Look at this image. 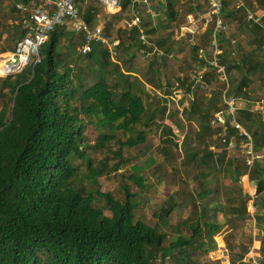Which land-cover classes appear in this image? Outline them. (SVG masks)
Segmentation results:
<instances>
[{"label":"trees","instance_id":"obj_1","mask_svg":"<svg viewBox=\"0 0 264 264\" xmlns=\"http://www.w3.org/2000/svg\"><path fill=\"white\" fill-rule=\"evenodd\" d=\"M42 1H11L4 14L12 19L20 16L22 21L9 23L14 24L13 32H5L1 51L13 52L25 33L26 13L16 5ZM182 2L187 3L189 10L183 25L178 21ZM133 5L141 18L139 25L131 22ZM119 7L117 12L103 15L102 28L106 36L118 40L116 59L112 58L107 45L97 42L92 43L90 52L82 54L77 47L83 42V36L66 25H56L39 49L38 62L17 73L0 76V264H167L171 258L174 264H204L199 256H208L217 249L214 235L229 221L233 223L225 217L223 220L209 218V205L215 210L220 208L212 200L220 193L218 184L213 187L210 183L222 180L216 174L227 175L232 182L247 174L254 183L253 217L260 232L258 251L261 255L257 259L263 264L264 100L261 108H255L258 99L253 92L257 82L264 86V64L260 59V55H264V13L256 22L248 19L247 14L264 10V0H222L221 19L234 25L236 32L247 39L244 49L240 45L235 47L237 39L231 40L226 31L218 34L220 52L217 57L224 64L226 80L208 64L215 52L211 42L215 19L211 17L202 27L208 10L207 0L139 3L120 0ZM95 14L93 4L82 12L89 25L93 24ZM188 14L193 15L197 24L193 31L184 28ZM121 18L126 19L124 24L114 28ZM5 28L2 27L3 31ZM142 32L146 42L140 38ZM62 47L66 48L63 54ZM71 52L80 59L85 58L86 63L75 69L70 64L60 69L63 62L71 58ZM136 55L144 58V80L135 74L133 59ZM121 57L122 64L119 63ZM176 59L182 66L175 65ZM84 68L94 74L93 82L82 73ZM198 70L202 73L201 81L197 80ZM232 70L238 75L232 74ZM213 79L220 81L223 99L219 98L220 91L211 90L212 94H208ZM156 86L166 89L168 94L153 92ZM177 94L183 96L181 114L198 123L201 147L185 152V159L180 162L184 169L193 170L191 176L189 173L186 176L197 179L192 193L197 211L184 217V229L180 226L176 234H171L167 229L174 224L169 225L167 219L172 203L161 209V222L149 225L135 218L133 198L136 194L131 193L127 185L122 186L125 195L122 202L111 193L94 188L97 177L106 173L105 162L94 165L89 149L107 146L106 142L115 134L100 131L93 144L88 140L86 127L90 123L106 130L131 133L124 141L118 139L119 148L114 154L119 156L123 147L136 146L147 137L156 112L155 106L147 111L150 101L157 99L156 102L163 103L162 97L169 95L174 99ZM228 100L235 102L233 113L229 111ZM177 109L174 110L178 112ZM219 111L225 122H215V125L212 119ZM232 116L252 138L256 157L249 166L244 161L245 151L241 146L245 138L230 123ZM165 131L163 140L168 145L164 152L168 156L170 146L175 144V132L169 125ZM208 135L222 148L204 142ZM231 138L235 147L239 146V154L235 156L227 154ZM183 143L185 146V138ZM115 166L117 170L119 166ZM83 167L86 171L80 174ZM211 175L213 177L207 179ZM129 177L143 185L144 178L133 173ZM84 179L90 187H85ZM199 183L205 186L198 189ZM239 193L243 194L241 205L230 208L236 213L234 218L248 214L249 195ZM97 199L105 201V209L94 204ZM241 248L232 263L256 264V261L243 260L248 247L241 245Z\"/></svg>","mask_w":264,"mask_h":264},{"label":"rangeland","instance_id":"obj_2","mask_svg":"<svg viewBox=\"0 0 264 264\" xmlns=\"http://www.w3.org/2000/svg\"><path fill=\"white\" fill-rule=\"evenodd\" d=\"M11 1L12 0H0V31H3L2 27L4 28V26H6L5 31H3L4 33H2L0 37V47L5 41V32L9 30L12 31V28L14 27V24L10 25L9 23L12 21L15 23L22 21L19 18L20 16H13L12 19L8 14H4L6 9L11 5ZM85 3L84 6H82L83 11L85 9L83 7L89 4V2L86 3V5ZM181 4L178 21L179 24L182 23L183 25L185 13H187L189 10L187 9V3L182 2ZM117 8L118 6L116 9ZM108 9L110 11H116V9ZM196 25L197 24L193 25V23H190V25L188 24V26L193 30L196 28ZM204 25L205 22L203 23L202 27H204ZM224 31L227 32V36H229L231 40L233 38L237 39L235 41L237 44L235 47L240 45L244 49L247 48L245 46L247 40L246 37L241 34L239 35L236 32L234 25L227 24V28ZM174 33L176 34V31ZM189 36L193 38L191 34H188V37ZM63 43L65 44L66 42L63 41ZM65 49L64 47L60 48L62 54L64 53ZM7 52L9 51H1L0 48V55H5ZM71 53V58L67 59L66 62H63L62 67H59L60 69H63V67L68 64H70V66L74 65L75 69L76 66L83 67V65L86 63L85 58L80 59L78 54H75L74 52ZM73 58H76L75 62H73ZM171 59L172 61L175 60L174 58ZM260 59L264 64V55L261 54ZM143 60L144 58H141L139 55H136L133 59V64L136 67L135 74H138L142 80H144V76L142 74L144 72V68L142 66ZM189 60L190 57H188V61ZM119 63L122 64V57L120 58ZM175 65L177 67L182 66L181 61L178 62L176 59ZM258 69H260V67ZM198 71L200 72V70ZM82 73L87 74L86 76L89 82L94 81L95 77L92 72H88L86 68H84ZM231 73L238 75L235 70H232ZM258 74L261 75L262 72L260 71ZM0 76H2L1 73ZM256 85V90L253 92V96L258 99L259 102H256L255 108H261L263 102H260V100H264V86L261 85L260 81L259 83L257 82ZM152 90L155 93L156 91H159L162 95L164 91L166 92V89H161L160 86H156ZM208 90H210L208 92L209 95L212 94V91H216L217 93L219 91L221 92L220 81L213 79ZM175 91L180 92L176 89ZM166 93L168 94V92ZM159 97L161 96L159 95ZM180 97L177 98L176 96L174 99H172L169 95L167 98L162 97V99H165L163 103L156 102L157 99L150 101L147 111L152 110L155 106L154 111L156 112L155 118L149 124L150 131L147 133V137L143 142L137 144L136 146L123 147L119 156L114 154V151L119 148L118 139L124 141L131 133H123L122 130L119 129L106 130L90 123L87 124L86 127L88 140L93 144L96 143L97 135L100 131L115 134L113 139H111L109 142H106L107 146H102L100 148L97 147L94 150L89 149V155L94 165H99L100 161L105 162L104 170L106 173L97 177V186L94 185V188H99V190L102 192H109L115 199L122 202L125 197L122 186L127 185L129 191L136 194V196L133 198L135 202V218L140 219L149 225H154L156 222H161V209L168 207L169 204L172 203L173 209L169 215V218L167 219V223L170 222L169 225L174 224L170 230L167 229L171 234H176V232L179 231L178 228H180V226L181 229H184L182 222L184 217H186L190 212L193 213L197 211V206L194 205V198L192 197V193L195 192L197 179L192 180L188 178L186 173H189L190 175L192 174L193 170H190V167H185L184 169L182 163L180 162L183 160V158L185 159V152L189 153L194 148L201 147L199 138L197 136V133H199L197 129L198 123L195 120H187L186 117L181 114L184 104L180 102V100L183 99V96L181 98ZM209 97V99L213 98V96ZM219 98L223 99L222 92L220 93ZM176 103H179L177 105L179 107L178 109L176 107ZM239 104L243 105V103ZM175 108L178 110V112L174 110ZM161 111H163V113ZM168 125L175 132V137H173L175 144L170 146L172 148L171 150H168V156H166L164 147H166L168 143L165 142L163 138L166 136L167 132L165 131V127ZM140 126L142 125L138 124V127ZM184 138L186 140L185 146L183 143ZM208 141L210 146L216 147L217 149L222 148V146H217L218 141L214 139V137H211V135H208L204 140L206 143ZM231 143L233 145L227 146V154L228 156H235L237 153L239 154V146L235 147L236 144L233 143L232 138ZM108 147L109 149H107ZM115 165L119 166L117 170H114V167H116ZM196 169L197 168L195 167L194 171ZM85 171L86 169L83 167L79 170V173H85ZM132 173L138 177L144 178L143 185L137 184L132 178L129 177V175ZM216 175L219 177V179L221 177L222 180L220 179L218 183H215L216 181L211 180L210 183L213 187L218 184L220 187V193L218 194V197L213 198L212 200L216 201L220 208L219 210H215V208L212 207L213 205H209V218L212 220H223L225 217L227 219H231L233 223L229 221L214 235L218 245L217 249L212 250L208 256H199L200 254H198L194 255V257L199 256V261L204 264H233L232 259H237V255L242 249L241 245H246L248 247V252L246 253V257L243 260L253 262L256 261L255 263L262 264L260 260L257 259L259 257L261 258V255L258 251L260 246V232L255 218L253 217L254 207L252 200L256 199L254 194V183L248 179L247 174L241 175L239 180L235 182H232L229 178H227V175L224 177L220 174ZM208 177L207 179H210L213 177V175H211L209 178ZM83 184L85 187H90L89 183H87L85 179L83 180ZM203 186H205V183H199L198 189H201ZM241 191L249 195V198L246 200V210L248 214L238 215V217L234 218L236 213H233L230 208L231 206L241 205L239 204L240 201L243 200V194L239 193ZM94 204L105 209V201L102 199L95 200ZM225 215H227V217ZM185 231L187 233L189 232L188 230ZM174 263V258L169 259L167 262V264Z\"/></svg>","mask_w":264,"mask_h":264},{"label":"built area","instance_id":"obj_3","mask_svg":"<svg viewBox=\"0 0 264 264\" xmlns=\"http://www.w3.org/2000/svg\"><path fill=\"white\" fill-rule=\"evenodd\" d=\"M141 1L146 2V0H132V3H139ZM101 2L106 6L115 7L119 5L120 0H101ZM207 4L208 10L204 15L206 18L205 23L211 19V17H214L215 19L211 39V42L215 47V52L213 57L208 60V64L219 73L222 80H226L224 64H222L217 57V54L220 52L217 47V36L221 31L227 28V24L224 23L220 17L222 0H207ZM238 5H241V2H238ZM16 6L20 11L26 13V20L24 23L25 33L24 36L17 41L13 52H7L5 55H0V73L2 76L17 73L26 66L30 64L34 65L38 62L40 60L39 49L46 41L49 31L56 25H66L75 33H80L83 36V42L77 47V50L82 54L90 52L92 50V43L97 42L107 45L111 54L113 56L116 55L114 49L117 46L118 40L106 36L102 31L103 26L101 25L91 27L82 17L76 4V0H43L39 4L23 5L18 3ZM130 11L133 15L131 22L135 25H139L141 18L134 5L131 7ZM247 18L256 22L259 21L260 16L249 11ZM195 22L193 15L188 14L187 25L184 28L192 31L193 29H191L188 24L190 25V23H193L194 25L196 24ZM140 38L143 42H146V36L143 32L141 33ZM197 74V80L201 81L203 79L202 73L198 72ZM227 103L229 104V111L233 113L235 109L234 100H228ZM215 122L222 124L225 122L224 115L221 111L215 114L212 123L214 124ZM230 123L234 125L237 133L245 138L241 143V146L245 151L244 161L249 166L256 157L252 138L242 125L236 122L234 116L230 119ZM229 145H232L231 139Z\"/></svg>","mask_w":264,"mask_h":264},{"label":"crops","instance_id":"obj_4","mask_svg":"<svg viewBox=\"0 0 264 264\" xmlns=\"http://www.w3.org/2000/svg\"><path fill=\"white\" fill-rule=\"evenodd\" d=\"M88 3L89 2V4L91 3V4H93L94 5V12L96 13L95 14V18H94V20H93V24L92 25H90L91 27H93V26H96V25H101V26H103V23H104V21H105V18H104V14L105 13H114V12H117L119 9H120V7H119V5H117L118 6V8L116 9V7L117 6H115V7H110V6H106L105 4H103L102 2H101V0H98V1H90V0H76V4H77V6H78V8H79V10L81 11V15H82V12H83V10H82V6H84V3ZM86 3H85V5H86ZM88 4V5H89ZM90 4V5H91ZM88 5H86L85 7H83V8H85L84 10H86V8H87V6ZM108 8H110L111 10H114V9H116V11H110ZM254 13H256V15L257 16H262L263 15V13H264V10H262V9H257ZM83 17V16H82ZM126 21V19L125 18H121V20H119L117 23H115L114 24V28L115 27H118V26H120V25H123L124 24V22ZM115 51H116V49H114ZM111 56H112V58H114V59H116L115 58V56H113L112 54H111ZM181 95V94H180ZM180 95L179 94H177L176 96H177V98H179L180 97ZM263 102V100H260V102ZM257 102H259L258 100H257ZM262 107V106H261Z\"/></svg>","mask_w":264,"mask_h":264},{"label":"water","instance_id":"obj_5","mask_svg":"<svg viewBox=\"0 0 264 264\" xmlns=\"http://www.w3.org/2000/svg\"><path fill=\"white\" fill-rule=\"evenodd\" d=\"M7 75H9V74H7Z\"/></svg>","mask_w":264,"mask_h":264}]
</instances>
